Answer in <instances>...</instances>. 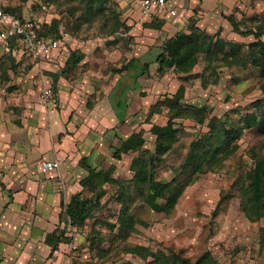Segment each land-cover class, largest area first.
<instances>
[{
  "label": "rangeland",
  "instance_id": "1",
  "mask_svg": "<svg viewBox=\"0 0 264 264\" xmlns=\"http://www.w3.org/2000/svg\"><path fill=\"white\" fill-rule=\"evenodd\" d=\"M6 4L14 15L22 19L44 24L59 20L60 31L71 40L70 44L76 51L82 44L90 45L95 54H101L104 47L141 44L125 34L130 29L128 19L142 18L140 0H6ZM185 6L184 13L193 10L189 21L195 14H202L200 4L192 5L188 1ZM217 9V14L223 18V15H236L243 21L244 30L264 23V0H226V3L218 4ZM179 15L183 16V12ZM122 23L124 27L119 26ZM138 28L139 32L143 31L142 26ZM221 28L223 38L243 44V52L248 50V44L254 40L253 36L242 37ZM230 48L227 47L228 50ZM157 55L156 51H152L150 58L155 59ZM18 61L3 54L0 46L1 81L4 79L5 83L10 73L19 74L30 68L33 62L28 58ZM214 64L217 70L213 72V69H209L204 73L202 61L192 74L180 80L187 87L184 101L197 106L206 105L208 118L227 115L237 119L238 113L247 115L253 111L263 115V107L258 110L252 107L255 100L264 99V77L259 70L244 65L227 67L219 59ZM215 77H218L217 83ZM204 81L209 84L206 88L202 84ZM165 111L162 116L155 118L154 123L164 125L167 122L170 113ZM5 117L9 120L8 115ZM13 120L19 123L18 118ZM176 123L178 139L156 169L157 180L170 184L169 194L178 196L171 213L155 211L147 204L146 193L140 191L132 181L134 173L130 169L131 160L139 152L129 153L123 155L120 161L114 160L117 170L113 177L126 188L130 201L129 212L137 220L135 233L123 240L118 229L108 228V223L117 222L122 203L119 186L107 184L108 193L101 202L104 208L96 212L94 219L79 231L63 220L62 211L57 208L52 212L36 213L27 211L28 206L24 204V209L18 212L5 211L4 263L21 264L20 260L25 258L24 264H72L75 261L88 264H148V261L124 249L126 245L139 244L154 251H180L184 257H190L192 262L209 251L217 264H264V217L257 218L248 190L250 172L255 167L256 158L264 156V131L256 127L245 130L235 154L224 159L213 170H207L188 182L192 171L189 169L184 173L186 156L191 144L207 133L208 127L190 118L176 119ZM154 140L147 135L148 149L141 152L142 155L154 151ZM106 164L107 169L110 164ZM177 175L179 183L185 179L183 187L173 183ZM85 194L91 195L89 190H85ZM61 196L68 203L65 192ZM158 202L166 203L163 198ZM246 206L248 208L245 211ZM96 219H100L101 223L96 222ZM56 229H65L73 242L61 244L59 250L50 257L51 248L43 243L46 235ZM98 233L104 241L93 249L89 239Z\"/></svg>",
  "mask_w": 264,
  "mask_h": 264
},
{
  "label": "crops",
  "instance_id": "2",
  "mask_svg": "<svg viewBox=\"0 0 264 264\" xmlns=\"http://www.w3.org/2000/svg\"><path fill=\"white\" fill-rule=\"evenodd\" d=\"M188 1L202 7V14H198L202 30L213 35L221 31L222 26L232 32L228 20L217 14L218 4L226 0H168V11L174 9L176 15L159 11L143 15L140 10L142 18L127 20L130 29L126 36L134 37L133 41H139L140 45L118 44L115 48L104 47L101 54H95L90 45L82 44L77 49L82 60L67 66L72 52L78 51L64 36L54 61L42 65L43 81L52 85L55 92L56 108L43 103L40 66L34 61L23 72L10 73L5 83L0 79V184L6 188L0 185L2 264H6L5 211L18 212L24 209V204L30 212L61 211L62 192L70 201L82 190L80 181L87 176L80 165L82 158H88L90 165L99 169L106 168L108 162L115 164L113 149L140 124L146 129V143L147 135L155 138L150 133L153 124L146 122L149 109L166 95L174 94L181 85L180 73L175 69L159 76L157 56L166 40L187 27L193 16V10L184 13ZM181 12L183 16L179 15ZM153 21L161 23V28L145 26ZM139 26L143 31L139 32ZM152 51L158 53L155 59L150 58ZM22 57L20 53L16 58L20 61ZM147 63L149 75L143 74V65ZM118 68L123 69L118 72L115 70ZM164 112L154 115L150 122L154 123ZM7 115L9 120H6ZM17 118L19 123L13 120ZM145 148L148 149L147 144ZM44 160L59 161V171L43 173L40 165ZM20 262L24 264L25 258Z\"/></svg>",
  "mask_w": 264,
  "mask_h": 264
},
{
  "label": "trees",
  "instance_id": "3",
  "mask_svg": "<svg viewBox=\"0 0 264 264\" xmlns=\"http://www.w3.org/2000/svg\"><path fill=\"white\" fill-rule=\"evenodd\" d=\"M4 10L14 15L7 4L4 6ZM195 15L194 18L190 19L187 27L179 30L177 34L166 40L162 45L161 52L157 56V62L160 65L159 76H164L168 70L175 69L176 72L180 73L181 80L192 74L202 61L204 63V73L209 69H213L214 72L218 68L214 63L219 59L227 67L243 65L245 67H255L259 70L260 75L264 77V23L257 24L256 28L244 30L242 29L243 21L239 20L236 15H223L231 24L234 34L242 37H254V40L248 44V50L243 52V44L226 40L221 36L220 30L213 35L202 30L198 25V15ZM119 26L124 27V23ZM161 26V23L155 21L146 24V27L154 29L161 28ZM40 32L50 39L62 40L64 37L60 31V21L56 19L50 24L40 23ZM229 46L231 47L230 50L227 49ZM21 47V39L12 37L9 39L11 52L5 55L16 59L17 55L21 53ZM24 58L27 57L23 55L21 60ZM82 58L81 54L75 51L72 52L67 66L78 64ZM122 69L115 70L121 72ZM143 74L149 75L148 63L143 65ZM217 79L218 77H215V83H217ZM180 84L174 94L171 96L166 95L165 99L152 105L147 114L146 122L153 124L150 133L155 137L154 151H150L146 156L141 154V152L147 151L145 148L146 129L142 124L137 125L134 132L127 139H121L119 147L114 148L112 151V157L117 161H120L124 154L139 152V155L134 156L130 164V169L134 173L132 181L140 191L146 193V202L153 210L166 213L173 211L178 202V196L173 193L169 194L170 184L157 180L156 169L160 166L165 154L173 149L178 139L179 129L177 128L176 119L190 118L202 125L207 124L208 127V132L191 144L189 153L186 156L184 173L189 169L192 171L191 176L188 177V182L191 178V182L197 179L207 170H213L224 159L235 154L239 149V142L245 130L256 127L264 131V113L259 115L256 111L247 115L238 113L237 119L227 115H215L208 118L209 112L206 105L197 106L184 101L187 87L182 82ZM202 84L204 88L209 85L207 81ZM252 107L257 110L261 107L264 108V99L255 100ZM165 110L170 113L165 125L150 122L154 115L162 114ZM80 163L87 171V176L80 181L82 190L74 194L68 203H65L62 198L63 220L78 231L83 229L88 221L94 219L95 213L104 208V204L101 202L102 198L108 193L106 185L117 184L120 190L119 199L122 208L117 222L115 224L108 223L107 225L112 230L118 229L119 233L123 235L122 239L126 240L132 233L137 231V220L129 212L130 201L126 195L124 184L113 177L117 166L112 164L107 169H99L90 165L86 157L82 158ZM179 182V176L177 175L173 183L179 184L180 187L185 185V179L183 183ZM0 185L6 190L5 185ZM85 190H89L91 195H86ZM248 190L251 193L250 199L253 209H256L257 218L264 217V156L256 158L255 167L250 172ZM162 198L166 203L160 204L158 202ZM247 208L246 206L245 211ZM96 222H100V219H96ZM91 230L93 232L94 228ZM89 240L90 247L94 249L97 245L103 243L104 238L98 233L94 234ZM71 242H73V238L67 234L65 229H56L46 235L44 244L51 247L50 257H53L61 244H71ZM124 249L127 253L148 261V264H217L216 259L209 251L201 255L195 262H192L190 257H184L182 252L176 250L166 252V250L158 249L154 251L150 247L139 244L126 245ZM0 264H2V260H0ZM72 264L88 263L75 261Z\"/></svg>",
  "mask_w": 264,
  "mask_h": 264
},
{
  "label": "built area",
  "instance_id": "4",
  "mask_svg": "<svg viewBox=\"0 0 264 264\" xmlns=\"http://www.w3.org/2000/svg\"><path fill=\"white\" fill-rule=\"evenodd\" d=\"M6 0H0V46L3 53L11 52L9 48V39L19 37L22 41L21 53L27 58L33 60L40 66L39 76L45 80L42 65L54 61L55 52L60 48L61 40L50 39L40 32V22L36 20L21 19L4 10ZM140 10L143 15L152 13L166 12L170 15H176V11H168V0H140ZM41 98L45 105H51L56 108V96L52 85L43 81ZM43 173L57 172L60 169V162L44 160L41 162Z\"/></svg>",
  "mask_w": 264,
  "mask_h": 264
}]
</instances>
